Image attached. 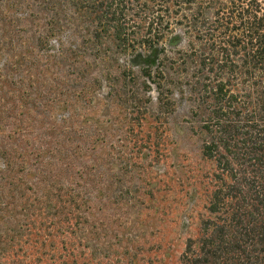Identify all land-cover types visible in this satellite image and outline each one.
Segmentation results:
<instances>
[{
    "label": "trees",
    "instance_id": "trees-1",
    "mask_svg": "<svg viewBox=\"0 0 264 264\" xmlns=\"http://www.w3.org/2000/svg\"><path fill=\"white\" fill-rule=\"evenodd\" d=\"M36 70L81 82L85 91L121 79L133 113L142 114L145 88L154 91L160 115L184 100L209 167L192 173L199 201L192 205L201 212L176 264H264V0H0V113L13 112ZM27 127L16 125L15 139L26 137ZM24 149V175L43 201L16 202L22 196L12 193L20 188L6 174L14 149L7 158L3 150L0 264H90L86 167L46 220L51 214L39 211L48 195L40 186L42 162L31 171Z\"/></svg>",
    "mask_w": 264,
    "mask_h": 264
},
{
    "label": "rangeland",
    "instance_id": "rangeland-1",
    "mask_svg": "<svg viewBox=\"0 0 264 264\" xmlns=\"http://www.w3.org/2000/svg\"><path fill=\"white\" fill-rule=\"evenodd\" d=\"M32 73L20 87L23 99L15 98L13 112L0 113V167L3 150L7 158L12 147L6 174L20 188L12 193L22 196L16 202L28 207L43 197L32 190V176L24 175L22 148L31 151V171L42 162L40 186L48 194L44 198L53 196L39 210L51 214L46 220L58 212L54 201L64 198L65 190L80 181L76 172L86 167L89 220L94 225L87 238L90 264H176L201 212L192 205L199 203L193 197L192 173L202 174L209 167L200 157L198 138L189 131L188 104L179 100L172 112L160 115L149 87L140 91L142 114L133 113L135 107L123 101L121 79L112 87L108 79L85 91L81 82L41 70ZM159 117L164 132L158 139L153 127ZM24 120L29 127L21 124ZM11 122L16 124L12 127ZM16 125L29 128L28 135L15 139ZM68 168L73 171L71 183L66 182Z\"/></svg>",
    "mask_w": 264,
    "mask_h": 264
}]
</instances>
